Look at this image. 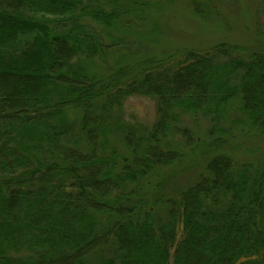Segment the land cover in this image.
<instances>
[{
	"label": "trees",
	"instance_id": "16d2710c",
	"mask_svg": "<svg viewBox=\"0 0 264 264\" xmlns=\"http://www.w3.org/2000/svg\"><path fill=\"white\" fill-rule=\"evenodd\" d=\"M149 4L0 0V264H264V6L244 43L155 53Z\"/></svg>",
	"mask_w": 264,
	"mask_h": 264
},
{
	"label": "rangeland",
	"instance_id": "374dc122",
	"mask_svg": "<svg viewBox=\"0 0 264 264\" xmlns=\"http://www.w3.org/2000/svg\"><path fill=\"white\" fill-rule=\"evenodd\" d=\"M188 1L148 0L150 11L145 17L131 21L129 39H140L142 33V45L155 53L174 47H203L222 40L244 43L252 36L255 11L264 6V0H201L210 8V13L202 18L192 13ZM153 26L158 33L149 31ZM129 48L130 54H138ZM122 110L126 122L152 124L156 120L153 100L142 95L126 97ZM186 124L190 131L205 132L206 121L199 125L192 121ZM247 147L252 150L254 146L247 144Z\"/></svg>",
	"mask_w": 264,
	"mask_h": 264
}]
</instances>
